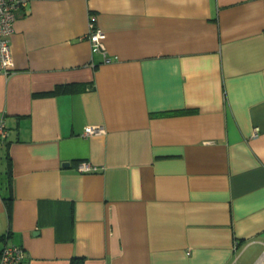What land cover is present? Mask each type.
I'll return each instance as SVG.
<instances>
[{"label":"crops","instance_id":"1","mask_svg":"<svg viewBox=\"0 0 264 264\" xmlns=\"http://www.w3.org/2000/svg\"><path fill=\"white\" fill-rule=\"evenodd\" d=\"M10 39L0 250L21 246L20 264L264 258V0H26Z\"/></svg>","mask_w":264,"mask_h":264},{"label":"built area","instance_id":"2","mask_svg":"<svg viewBox=\"0 0 264 264\" xmlns=\"http://www.w3.org/2000/svg\"><path fill=\"white\" fill-rule=\"evenodd\" d=\"M26 0H0V72L9 73L13 65L11 55L10 37L14 31V22L16 20L17 11L25 4ZM90 43L92 52H100L104 61H108L105 48L106 34L100 28H97L91 21L88 31L85 35ZM100 129L93 126H87L84 134L96 133ZM9 135V129L3 120H0V148ZM77 169L81 172L96 171L98 167L87 161L78 164ZM24 257L23 248L15 244H5L0 250V264H20ZM264 263L261 258L257 264Z\"/></svg>","mask_w":264,"mask_h":264},{"label":"trees","instance_id":"3","mask_svg":"<svg viewBox=\"0 0 264 264\" xmlns=\"http://www.w3.org/2000/svg\"><path fill=\"white\" fill-rule=\"evenodd\" d=\"M10 170V169H9ZM8 170V171H9ZM4 238V235L3 236H0V239L2 240ZM71 264H82L81 260L80 259H77V258H74L72 260V263Z\"/></svg>","mask_w":264,"mask_h":264},{"label":"water","instance_id":"4","mask_svg":"<svg viewBox=\"0 0 264 264\" xmlns=\"http://www.w3.org/2000/svg\"><path fill=\"white\" fill-rule=\"evenodd\" d=\"M64 164H67V162H65Z\"/></svg>","mask_w":264,"mask_h":264}]
</instances>
